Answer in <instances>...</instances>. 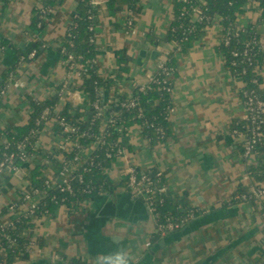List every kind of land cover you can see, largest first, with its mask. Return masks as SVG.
I'll return each mask as SVG.
<instances>
[{"label":"crops","instance_id":"1","mask_svg":"<svg viewBox=\"0 0 264 264\" xmlns=\"http://www.w3.org/2000/svg\"><path fill=\"white\" fill-rule=\"evenodd\" d=\"M45 1L9 0L0 7V83L7 85L0 93V147L8 132L29 123L36 103L58 94L67 75L64 37L72 13L83 0H57L52 14L43 20L45 25L33 29L35 9ZM118 1L116 5L105 0L93 3L94 63L99 76L108 82L100 89L105 105L130 97L157 74L162 56L176 51L168 31L181 0H138L136 11L130 0ZM260 16L259 3L249 0L238 14L237 24L247 27ZM199 17V11H193V20L198 22ZM129 19L133 33L127 26ZM221 29L218 19L213 20L188 41L186 49L174 53L168 136L152 142L144 132L143 120L120 122L113 139L122 151L112 157L105 155V189L34 219L31 234L35 245L15 264H264V199L234 198L248 184H264V145L258 154H243L244 83L234 76L217 47ZM258 32L264 35V23ZM35 44L39 53L30 58L33 50H29ZM155 51L159 54L153 56ZM257 71L264 91V65ZM13 72L24 86L11 80ZM81 85H74L71 100L55 103L57 111H88L91 96ZM106 127L103 120V135ZM66 139L57 117H51L37 139L42 154L27 161L22 174H0L3 221L25 212L24 203L5 210L29 189L28 175L36 165L47 164L46 180L55 181L59 166L49 159L65 160L62 145ZM99 145L96 140L82 147V163L95 155ZM118 146L109 144L106 149ZM129 165L151 177H164L165 193L186 197L197 210L196 216L178 230L161 234L144 197L134 195L128 187ZM253 165L259 168V178L250 173ZM62 183L61 172L55 187Z\"/></svg>","mask_w":264,"mask_h":264},{"label":"trees","instance_id":"2","mask_svg":"<svg viewBox=\"0 0 264 264\" xmlns=\"http://www.w3.org/2000/svg\"><path fill=\"white\" fill-rule=\"evenodd\" d=\"M8 1L9 0H0V7L5 5ZM56 1L57 0H47L36 8L35 16L30 27L37 29L45 25V20L42 17L44 15L43 10H47L46 15L50 16ZM94 1L97 0H83L81 7L72 13V19L63 42V45L66 47L65 62L69 64L66 57L68 54H72L74 57L73 61L77 63L78 68L82 71L81 86L91 96V104L93 103L94 105L92 104L91 106L90 104L88 111L79 109L76 110L75 113H71L67 108L57 111L55 103L60 99L58 94L55 95L52 100L44 101L40 105L36 103L34 114L29 123L18 128L17 131L8 132L7 141L0 147V161L5 158V154L14 153L15 157L13 163L20 167L34 156L36 157L42 154L37 148V139L44 123L39 125L37 120L43 109L49 107L50 117L63 118L77 127L79 138L73 136V134H67V136H73L72 139L77 137L79 143L83 146L99 140L100 145L95 153L94 164L89 165V162H86L81 166L76 176L80 174L82 178H73L71 181V188H66L64 190L61 188L63 184L46 190L47 176L44 170L47 168V164L36 165L28 175V179L30 180L29 190L32 193L35 190L39 191L38 203L33 215H20L17 218L11 219L9 223L0 222V264H15L19 257L30 252L29 244L33 239L31 230L34 219L53 214L55 209L62 204L72 206L88 200L105 189L107 185L104 178L103 167L107 159L105 157L108 150L106 147H108L109 144L110 146L115 145V139L113 138L118 134V131L117 127H113V125L109 124L106 128L109 133L108 136L105 137L106 144L101 143L100 140L103 137L101 128L103 124V110L106 109L109 113H118L116 117L119 122H139L143 120L145 122L144 132L152 137V142L157 139L162 140L169 134L168 130L170 127L168 119L172 108L171 96L173 80L172 78L168 79V74L161 70L157 72L158 80L152 83L150 88L146 91H139L136 89L133 92V97L140 102L139 106L123 105L122 102H125L127 98H121L109 105L104 104L100 89H102L101 86H106L105 82L107 81L103 80L96 70V65L94 63L95 47L93 40H91L94 33L90 28L95 24L96 14L93 7ZM105 1L112 5H116L119 2L118 0ZM130 1L132 2L131 8L133 11H136L138 9V0ZM248 1L249 0L178 1L175 11V20L168 31V38L176 43V51H183L186 49L190 39L196 38L199 34L203 33V29L210 25L214 19H218L222 25V29L220 31L221 38L217 47L225 56L226 64L231 69L234 76L243 81L244 90H254L257 95L264 100V91L261 88V76L257 71L258 67L264 65V48H262L259 42L254 41L255 39H259L258 27L264 23V0H256L259 3L261 12V16L257 22L251 23L247 27H239L237 24V16L243 11ZM195 8L202 10L203 18L198 22L193 20V11ZM229 30L232 34L229 43L226 44V36ZM247 48H250V50L248 53H245ZM31 50H36V54H38V45L35 44V46H32L29 51ZM235 51L239 54L235 55ZM175 52H169L161 59L163 63L170 68H174L175 65ZM24 56L26 57V55ZM122 56L124 59L125 55L122 54ZM26 59L27 58H25V60ZM13 73L16 74L15 72ZM0 85L3 87L6 86L5 83H0ZM96 103L101 106V110L95 107ZM83 115H86L85 119H83ZM242 128L244 133L248 132L247 120L242 123ZM262 133V140L257 144L255 154L260 153L264 145V114ZM76 150L77 148H73L70 152L64 151L65 160L73 162ZM49 160L58 164L59 172L57 173L59 176L63 171L65 161L57 160L56 157L52 156H50ZM249 168L251 175L259 178L257 171L259 168L255 165ZM58 176L55 177L56 182ZM151 179L153 181V186H165L164 177L160 176L157 178L152 176ZM245 191L246 189L242 187L235 196ZM234 198L235 200H240L237 197ZM160 199H162V202H160ZM18 203H22L21 198L17 200V204ZM156 206L157 212L159 213L157 217L158 222H164L167 219H172L174 221L179 220L184 218L190 211L196 210L189 204L186 197L167 195L165 192L157 193ZM5 211H8V209ZM75 263L84 264L82 262Z\"/></svg>","mask_w":264,"mask_h":264},{"label":"built area","instance_id":"3","mask_svg":"<svg viewBox=\"0 0 264 264\" xmlns=\"http://www.w3.org/2000/svg\"><path fill=\"white\" fill-rule=\"evenodd\" d=\"M185 2H189L190 0H183ZM96 1H94L95 3ZM97 4V2H96ZM195 10H198L200 13V17L198 18L199 21L202 16V10L199 8H195ZM47 10H43V18L44 20L48 17L46 15ZM215 20V19H214ZM127 26L129 27V31L132 33L135 32V28L133 25V21L131 19L127 20ZM240 27V26H239ZM91 30H94V27L90 28ZM228 35L226 36V44L229 43L230 38H231V31L229 30ZM259 34V32H258ZM93 40V38H91ZM255 42H259L264 48V35L259 34V39H255ZM250 48H247L245 50V53H248ZM63 54H66V47L63 48ZM235 55H238V52H234ZM36 55V50H33L31 53H29L28 57L33 58ZM67 61L69 64H67V75L64 78L59 90H58V95L60 97V101H68L71 100L72 98V93L71 90L75 87L74 85L78 84L81 79H82V71L78 68V65L76 62L73 61V55L68 54L66 57ZM25 59V57H23ZM163 71L164 73L168 74V79H171L173 77V69L166 66L162 60L159 62V71ZM158 71V72H159ZM11 80L21 86H24V83L16 78L15 74H11ZM158 80L157 74L153 75L150 77L149 82L145 85L139 86L137 89L139 91H146L148 88L151 87L152 83L156 82ZM7 85L6 86H1L0 85V93H4L6 91ZM244 105L246 107V115H245V120L248 122V132L245 133L244 137V144H243V154L245 157H250L255 154L256 146L259 142L262 140V126H263V114H264V100L260 98L257 93L254 90H245L244 92ZM123 105L125 106H139L140 102L131 95L130 97L127 98L125 102H122ZM95 107L99 110H101V106L96 103ZM50 114V108L45 107L40 115V117L37 120V123L40 125L42 123H45L48 121L51 117L49 116ZM118 113H108V111L105 109L102 111V116L103 120L107 123L108 125H113V127H118L121 126L120 122L117 119ZM57 121L61 124L63 131L67 134H73V136H77L79 138V135L77 133L78 129L76 126H74L72 123L69 121H66L63 118H57ZM106 127V128H107ZM105 128L104 130V135L101 138V143L106 144L105 137L108 135V131ZM73 136H67L66 142L64 145H62V150L70 152L73 148H77L76 153L74 155V161L69 162L64 160V168L62 171V178H63V187L62 190L66 188H71V181L73 178H82L80 174L76 176V173L80 169L82 165H84L86 162H89V165L94 164L95 161V155L91 158H89L86 162L82 163V157H81V152H82V147L79 143V140L76 138L72 139ZM113 146H118L117 144ZM108 148V147H107ZM120 146L118 148H111L108 149L106 155L109 157H112L114 154H120L121 153ZM5 158L0 161V174H3L5 172H14L18 173L21 171V167L13 163V159L15 157L14 153L11 154H5ZM25 159V158H23ZM78 166V164H80ZM73 174V175H71ZM127 183L128 187L131 190V192L134 195H140L144 197L146 204L152 213L153 217L156 220L157 223V229L158 231L165 235L170 232H173L175 230H178L179 228L183 227L185 224L188 223L191 219H193L196 216V211H190L184 218L179 219V220H172V219H167L164 222H158L157 217L159 216V213L157 212V206H156V200H157V193H163L166 191V187H158V186H153V181L151 177L149 176L148 173L146 172H139L137 168L134 165H129L127 168ZM246 178H249V176H246ZM56 181H54L52 178H48L46 180V190H49L51 188H54L56 186ZM58 186H61L58 185ZM38 190H35L33 193L29 189H24L22 192L21 200L22 203L27 205V208L25 209V212L22 215L25 214H31L33 215L35 211V207L38 203L39 197H38ZM241 200H259L262 201L264 199V184H258V183H253V184H248V187L245 192H242L235 196ZM38 198V199H36ZM160 202H162V199H160ZM18 206L17 202H12L8 206V210L12 211ZM5 212L0 209V222L2 223H9L11 219L7 221H3L2 217L4 216ZM151 242L147 243V246H149ZM35 245V240H31L29 247L33 248Z\"/></svg>","mask_w":264,"mask_h":264},{"label":"water","instance_id":"4","mask_svg":"<svg viewBox=\"0 0 264 264\" xmlns=\"http://www.w3.org/2000/svg\"><path fill=\"white\" fill-rule=\"evenodd\" d=\"M157 54H159V53L155 51V52L153 53V56H155V55H157ZM71 93H72V95H73V94H75V91H74V90H72V91H71ZM18 173H19V174H22V172H21V171H20V172H18Z\"/></svg>","mask_w":264,"mask_h":264},{"label":"rangeland","instance_id":"5","mask_svg":"<svg viewBox=\"0 0 264 264\" xmlns=\"http://www.w3.org/2000/svg\"><path fill=\"white\" fill-rule=\"evenodd\" d=\"M163 56H164V55H163ZM163 56H162V59L164 58Z\"/></svg>","mask_w":264,"mask_h":264}]
</instances>
